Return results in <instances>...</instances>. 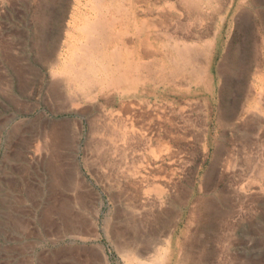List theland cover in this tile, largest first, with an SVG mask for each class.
<instances>
[{
	"label": "rangeland",
	"instance_id": "rangeland-1",
	"mask_svg": "<svg viewBox=\"0 0 264 264\" xmlns=\"http://www.w3.org/2000/svg\"><path fill=\"white\" fill-rule=\"evenodd\" d=\"M201 1L202 44L213 41L210 52L203 46L210 55L213 94L201 86L183 98L189 101L187 122L169 113L182 146L172 149L174 155L162 151L163 161L154 163L145 146L134 152L108 150L106 121L121 118L116 103L93 109L73 88V79L61 75L54 83L49 71L60 70L71 55L64 52V31L72 0H0V264H126L114 246L124 236L141 247L149 244L140 260L152 259L176 238L203 264L242 258L245 249L249 254L250 248L264 246V173L251 164L264 172V0ZM80 20L71 27L74 47L83 38L76 30ZM42 41L52 50L51 68L38 61ZM70 92L81 101L80 111L89 108L85 115L61 110ZM163 96L150 100L164 105ZM115 98L118 102L119 94ZM94 117L98 134L90 133L88 119ZM70 119L78 126L69 129L61 147L39 146L38 131L49 132ZM96 140L107 144L96 148ZM58 153L57 163L64 156L70 174L62 182L52 158ZM152 182L165 185L161 201ZM60 196L67 198L65 207ZM210 199L217 205L202 206ZM107 224L114 228L110 234Z\"/></svg>",
	"mask_w": 264,
	"mask_h": 264
},
{
	"label": "bare ground",
	"instance_id": "bare-ground-1",
	"mask_svg": "<svg viewBox=\"0 0 264 264\" xmlns=\"http://www.w3.org/2000/svg\"><path fill=\"white\" fill-rule=\"evenodd\" d=\"M69 4L70 14L67 21L68 28L66 27V31H64L68 42L66 43L64 52L69 54L71 51V55L69 54L70 59L66 64H62L63 66L60 68V70L49 71L51 73V76L55 77L54 83L58 81L56 80L57 76L61 75H65L73 79L77 83V85L73 88L76 90L77 88L80 89L82 98L87 99L89 106H91V108L93 109L100 108L101 110L104 108V106L114 105L115 103L118 105V107L115 108L114 112L118 116H121V118H109L107 120L108 122L105 120L107 117L104 119L106 121V125L108 124L110 127V134L106 133L109 140V143L107 145L108 150L109 148H122V150H125V148H129V150L134 152L137 151L136 149H138V147L145 146V149H149L151 151V156L153 159L152 161L154 163L158 160L163 161V158L161 157L162 151L168 154L169 152L171 153L173 148H180L182 146L183 137H181V135L177 133L175 127L176 124L173 122L174 118L172 119V115H169V113L176 115V118L177 116H180L183 122H185L186 120H188L185 117V112L189 107V101L185 100L187 98L186 96H188L189 93L191 95H194L201 86H205L206 90L212 91L213 94V79L208 71L210 55L207 50H203V46L208 47L207 49H209L210 47V52L213 46V41H210L211 43L207 42L206 45L202 44L201 37L204 29L202 20H204L203 18L205 17V13H203L202 8V1L72 0V2H70ZM40 14L42 13L40 12ZM37 15L38 14H36V16ZM81 18H83V20H80ZM43 19L42 21H44ZM79 20L81 23L80 26H76V30L81 33L83 38L82 42L74 47V45H72L73 43H70V39L71 37H73L71 32V30L73 29H71V27L75 26L76 21ZM210 20L212 19L210 18ZM43 41L41 43V49H38V61L43 67L51 68L54 65L50 54L52 50H50L49 48L47 49L46 47L48 45L44 44ZM17 62L15 64H17ZM24 74L27 75V73ZM191 87L194 88V91H191ZM73 88L71 89L70 87V91H72V93L74 90ZM62 93L66 92L62 91ZM118 94L119 98L118 102H116L115 97ZM157 94L162 95V97H164V94L167 96L166 99L168 100L165 101L164 105L162 103L153 102V100H150L151 96L156 97ZM128 95L129 97L133 96L135 98H138V100H136L134 103L132 102V100L131 102H125L123 98ZM80 102L78 97L76 98L75 95L71 94L70 92V94H67L64 103L60 104V108L61 110H64L66 112H76L82 115L85 112H88L89 108L80 111ZM260 102L262 103V101ZM256 105L260 106L261 104L257 103ZM57 106H59V104ZM258 108L259 107H257V109ZM96 114L98 115V113ZM93 120H98V118L94 117V119L90 121L88 119L90 133L98 134L100 133V127H95ZM76 125L77 121L70 119L69 121L67 120L62 124H58L57 126L52 128V130H49V132H46L47 130L38 131L39 146L41 148L46 147L49 143L53 144L51 145V147H61L65 143L64 141L69 133H71L69 129L71 130V127L73 128ZM134 125H136L137 127L135 126V128ZM38 128L40 129V127ZM114 129H116L117 131ZM104 140H106V137ZM96 141H93V144ZM106 142H99L98 140L94 146L96 148H101L104 147ZM154 144H157L156 149L154 148V146H156ZM261 144L263 145V143ZM119 145H121V147ZM256 149L254 151H256ZM116 152L117 151L115 150V153ZM126 152L128 153V151ZM59 154L61 153L55 154V157L52 158H55V167L59 168L60 172L58 173V176L61 177L62 182V179L69 180L68 175L70 174L66 173L67 169L65 168V163L62 161V159H64V156H62L63 158L59 160V163H57V155ZM171 155L174 154L171 153ZM125 158L126 157L123 156V160ZM105 160L108 162L110 161V159L107 158ZM247 163H249V161ZM262 163L264 164V162ZM251 164L252 167L256 168V171H261V175H263L264 172H262V167L258 166V164H253V162ZM60 169H62L63 171ZM156 177H158V175ZM256 177L258 176L256 175ZM167 178L165 179L167 180ZM257 183L259 184V182ZM164 186V184L161 185L159 183L152 182L151 191L154 193V196H156V198L160 201L161 197L165 194ZM257 187L260 186L257 185ZM240 189L243 190L244 187H240ZM66 199L67 198L61 197L59 204L62 207H65V205L67 204ZM203 205H207V207L213 208L215 205H217V203H215L213 199H210L203 203L202 206ZM193 212L194 211H192L190 215L191 217ZM74 217L75 216H73L72 218ZM155 218L153 219L155 220ZM221 220L218 223L220 229L221 227H224ZM113 229L111 228L110 224H107L105 231L110 234L112 233ZM146 239L144 241H146ZM169 240L172 241L170 236ZM182 241L185 242L184 240ZM183 242H181L179 238H176L173 244L169 243L166 248L156 252L153 258L149 260H140L141 257H144L146 253L149 252V244L147 246L145 243V245L147 246L146 247L143 246L144 244L142 242L141 247L137 242L135 243V241L128 240V238L124 236L119 240L118 243H114V246L116 247V251L121 254L126 264H203L201 262L202 260H193V257L191 258L190 254L192 253L188 254L185 246L183 245ZM154 245L155 243H153V246ZM250 250L249 254H247L248 250L245 249L244 253L241 254L242 258H239V256L236 257L237 255H235L234 258L228 259V263L221 262V264H264V246L259 249L253 248V252H251ZM103 259L105 260V258Z\"/></svg>",
	"mask_w": 264,
	"mask_h": 264
}]
</instances>
